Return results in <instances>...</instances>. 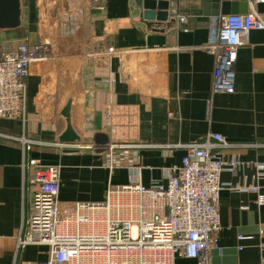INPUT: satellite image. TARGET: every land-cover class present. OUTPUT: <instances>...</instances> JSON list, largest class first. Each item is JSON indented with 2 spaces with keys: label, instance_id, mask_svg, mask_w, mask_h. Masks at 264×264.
<instances>
[{
  "label": "crops",
  "instance_id": "0c3cea01",
  "mask_svg": "<svg viewBox=\"0 0 264 264\" xmlns=\"http://www.w3.org/2000/svg\"><path fill=\"white\" fill-rule=\"evenodd\" d=\"M167 1L169 18L176 10L184 23L173 18L169 25H148L134 0H105L101 9L82 0L80 26L70 30L47 26L43 0H21V25L0 30V42L6 45L7 33L19 29V40L49 43L50 56L30 64L25 120L16 113L0 116V133L25 130L48 143L82 144L62 151L35 145L30 152L40 164L60 165V218L77 203L102 201L111 186L164 184L167 168L184 154L181 144L219 133L238 146L217 152L239 164L220 175L222 250H210L209 264H264V204L244 189L256 186L264 194V170L256 167L264 164V29L250 30L238 48L234 92L211 93L214 57L202 46L219 15L205 13L202 0ZM101 128L108 142L146 146L113 154L97 149L93 140ZM20 162V145L0 137V264H13L30 208ZM47 252L46 245L29 244L17 259L42 261ZM173 264L197 260L178 252Z\"/></svg>",
  "mask_w": 264,
  "mask_h": 264
},
{
  "label": "built area",
  "instance_id": "2783aa9c",
  "mask_svg": "<svg viewBox=\"0 0 264 264\" xmlns=\"http://www.w3.org/2000/svg\"><path fill=\"white\" fill-rule=\"evenodd\" d=\"M257 1L249 0L251 8L246 13L217 14L210 23L209 39L202 48L214 57L211 93L234 92L238 48L250 30L264 29V17L255 9ZM104 2L88 0L98 9ZM171 16L179 23L186 21L176 10ZM49 56L50 44L44 41L23 38L11 46L0 42V116L16 113L25 120L30 64ZM0 137L20 145L22 189L30 195L13 264H173L178 252L195 258L197 264H209L210 250L221 252L218 203L225 184L220 175L225 169L234 173L239 164L237 158L218 153L238 146L221 134L209 133L200 141L181 144L184 154L178 165L167 168L164 184L111 186L102 201L77 203L62 218L57 215L60 165L40 164L30 152L35 145L51 144L62 151L82 144L48 143L25 130L19 135L0 133ZM93 146L113 154L146 145L109 141ZM256 167L264 170V164ZM244 189L256 192L257 202L264 204V194L256 186ZM29 244L46 245L47 258L20 262L17 255Z\"/></svg>",
  "mask_w": 264,
  "mask_h": 264
},
{
  "label": "water",
  "instance_id": "95a60500",
  "mask_svg": "<svg viewBox=\"0 0 264 264\" xmlns=\"http://www.w3.org/2000/svg\"><path fill=\"white\" fill-rule=\"evenodd\" d=\"M21 0H0V30L17 28L21 24ZM141 9V16L151 25L156 21L172 23L169 18V3L167 0H134ZM205 13L211 15H227L246 13L249 0H202ZM46 24L58 29H78L83 13L82 0H43ZM259 14H264V0L255 3ZM107 114L106 108L104 115ZM108 134L104 128L95 132L94 142L104 144L108 142ZM63 142V141H62ZM73 151V150H72Z\"/></svg>",
  "mask_w": 264,
  "mask_h": 264
},
{
  "label": "rangeland",
  "instance_id": "374dc122",
  "mask_svg": "<svg viewBox=\"0 0 264 264\" xmlns=\"http://www.w3.org/2000/svg\"><path fill=\"white\" fill-rule=\"evenodd\" d=\"M22 32H23L22 30L17 29L16 31H11V32L7 33V36H6L7 38H4V39H6V43H7L6 45L11 46L15 42H18L19 37L22 35Z\"/></svg>",
  "mask_w": 264,
  "mask_h": 264
}]
</instances>
